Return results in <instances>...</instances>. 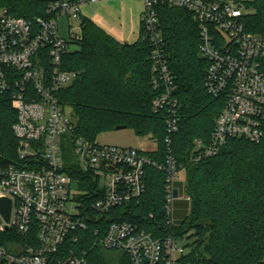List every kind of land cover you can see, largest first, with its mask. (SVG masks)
<instances>
[{
  "label": "built area",
  "instance_id": "built-area-1",
  "mask_svg": "<svg viewBox=\"0 0 264 264\" xmlns=\"http://www.w3.org/2000/svg\"><path fill=\"white\" fill-rule=\"evenodd\" d=\"M45 1L51 16L36 18L34 22L0 9V91L12 87L11 100L17 116L12 130L17 139L18 157L24 161L0 166V197L11 201L7 224L0 215V232L13 228L26 236L35 229L37 241L35 245L18 244L14 250L0 244V261L88 264V250L76 251L70 247V242H78L76 233L85 229L86 220L81 202L76 199L83 190L64 164L65 135L72 131L73 118L58 102L57 92L76 76L75 72L63 70L61 61L69 46L80 39V5L101 0ZM142 1L140 23L151 47V84L157 91L152 110L166 107L168 113L164 163L152 161L145 150L136 147L101 145L83 138H73L70 144L78 159L75 166L92 176L96 193L102 195L91 204L92 210L100 215L143 194L147 165L165 171L166 224L170 227L175 224L173 202L184 193L185 168L172 154V136L178 131L176 85L168 66L156 6L167 3L192 14L198 25V55L208 62L205 89L224 100L208 143L195 140L197 152L190 156L191 161L216 154L228 138L253 142L262 138L264 34L245 27L244 18L250 13L252 0ZM63 17L69 21L68 36L59 31ZM70 21L78 22L79 31L73 35ZM43 59L51 63L49 72ZM185 199L189 200L186 194ZM183 239L173 231L153 236L134 224L112 222L92 246L121 251L131 264H184L182 259L189 249L181 243Z\"/></svg>",
  "mask_w": 264,
  "mask_h": 264
},
{
  "label": "trees",
  "instance_id": "trees-1",
  "mask_svg": "<svg viewBox=\"0 0 264 264\" xmlns=\"http://www.w3.org/2000/svg\"><path fill=\"white\" fill-rule=\"evenodd\" d=\"M250 7L253 12L244 18L246 29L264 34V0H252ZM0 9L32 22L51 16L45 0H0ZM156 11L176 85L178 131L172 136V154L185 168L183 191L189 197L187 203L178 204L185 210L173 212L174 220L181 223L166 224L165 171L147 165L143 194L100 215L91 208L102 196L96 193V181L73 164L65 169L83 190L76 199L81 202L86 227L76 233L79 240L70 242V247L88 250V264H131L121 251L116 256L115 250L92 246L110 223L128 222L153 236L173 231L185 238L191 232L193 242L187 246L184 264H264V121L259 141L228 138L216 154L197 162L190 160L197 152L195 140L208 143L224 100L205 89L208 62L198 55V25L192 14L167 3L158 4ZM79 25L80 39L72 43L76 47L69 48L61 61V68L76 76L57 92L58 102L73 118L63 156L73 138L96 141L99 134L125 125L138 137L149 136L155 148L145 155L164 163L168 113L166 107L152 110L157 91L151 84V47L142 27L135 41L122 43L87 17L80 15ZM43 63L49 72L51 63L48 59ZM261 69L264 73V58ZM11 92L12 87L0 91V166L24 162L18 157L12 130L17 116ZM36 242L35 229L26 236L13 228L0 232V244L12 250L18 244Z\"/></svg>",
  "mask_w": 264,
  "mask_h": 264
},
{
  "label": "rangeland",
  "instance_id": "rangeland-1",
  "mask_svg": "<svg viewBox=\"0 0 264 264\" xmlns=\"http://www.w3.org/2000/svg\"><path fill=\"white\" fill-rule=\"evenodd\" d=\"M143 10L144 2L142 0H101L94 3H83L80 5L81 16H87L91 20L95 22L97 21V23L106 25L112 34L114 33L121 40L125 39L128 43L133 42L138 37L139 22H141ZM243 10H246V8H243ZM251 12L253 11L250 7V13ZM62 23L63 22L60 23L59 31L64 34ZM70 23L72 25L71 34L73 35L79 31L78 22L70 21ZM75 47V45L69 46L71 49ZM96 142L101 145L136 147L145 151L155 148V142L149 136L138 137L129 128L101 133L97 136ZM66 147H68V145L64 148ZM64 154L65 167L78 163L77 156L71 147H69ZM75 185L76 184L73 186ZM179 196L180 198L175 199L173 202V212L174 210H185V208L178 206L181 201L187 203L185 194L181 192ZM1 221L2 218L0 216V223ZM190 233L191 232L186 234V237L181 242L186 247L193 242V239L189 238ZM114 254L117 256L118 252H114Z\"/></svg>",
  "mask_w": 264,
  "mask_h": 264
},
{
  "label": "water",
  "instance_id": "water-1",
  "mask_svg": "<svg viewBox=\"0 0 264 264\" xmlns=\"http://www.w3.org/2000/svg\"><path fill=\"white\" fill-rule=\"evenodd\" d=\"M125 125H118L114 128V130H121L125 129ZM174 196H176V190H174ZM10 211H11V201L8 198L0 197V215L3 217L5 223L7 224L9 222L10 217ZM175 223H181L180 221H174ZM8 226L5 225V229H7Z\"/></svg>",
  "mask_w": 264,
  "mask_h": 264
},
{
  "label": "crops",
  "instance_id": "crops-1",
  "mask_svg": "<svg viewBox=\"0 0 264 264\" xmlns=\"http://www.w3.org/2000/svg\"><path fill=\"white\" fill-rule=\"evenodd\" d=\"M81 15V14H80ZM84 17H87V16H84ZM88 18V17H87ZM90 19V18H89ZM93 21V20H92ZM61 22H63L62 23V25H63V32H64V34H62L63 36H68L69 35V21L66 19V18H61L60 19V21H59V29H60V23ZM95 22V21H94ZM96 24H98L100 27H102L108 34H110L111 36H113L115 39H117L118 41H120V42H122V43H128V42H126V40L124 39V40H121V39H119L114 33V35L111 33V31H109V29H108V27H106V25H104V24H102V23H97V21L95 22ZM140 28H141V23L139 22V29H138V31L140 32ZM139 32H138V36H139ZM138 38V37H137ZM136 38V39H137ZM135 39V40H136ZM134 40V41H135Z\"/></svg>",
  "mask_w": 264,
  "mask_h": 264
}]
</instances>
